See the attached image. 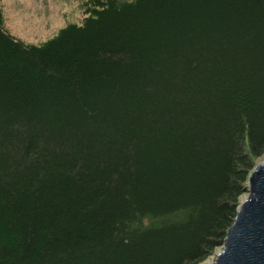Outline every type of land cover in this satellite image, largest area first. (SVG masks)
<instances>
[{"label": "trees", "instance_id": "obj_1", "mask_svg": "<svg viewBox=\"0 0 264 264\" xmlns=\"http://www.w3.org/2000/svg\"><path fill=\"white\" fill-rule=\"evenodd\" d=\"M263 156L264 0L0 10V264H202Z\"/></svg>", "mask_w": 264, "mask_h": 264}, {"label": "rangeland", "instance_id": "obj_2", "mask_svg": "<svg viewBox=\"0 0 264 264\" xmlns=\"http://www.w3.org/2000/svg\"><path fill=\"white\" fill-rule=\"evenodd\" d=\"M88 0H0V10L9 32L32 45H40L70 24L79 25L83 18V5ZM132 1V0H119ZM264 156L257 161L259 164ZM244 193L240 197L243 200ZM221 248L202 264H210Z\"/></svg>", "mask_w": 264, "mask_h": 264}, {"label": "water", "instance_id": "obj_3", "mask_svg": "<svg viewBox=\"0 0 264 264\" xmlns=\"http://www.w3.org/2000/svg\"><path fill=\"white\" fill-rule=\"evenodd\" d=\"M245 194L210 264H264V160L251 171Z\"/></svg>", "mask_w": 264, "mask_h": 264}]
</instances>
